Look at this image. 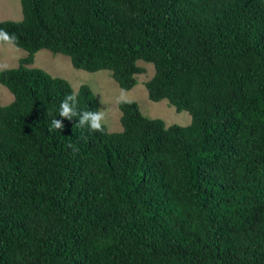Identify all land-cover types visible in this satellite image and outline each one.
<instances>
[{
  "label": "trees",
  "instance_id": "16d2710c",
  "mask_svg": "<svg viewBox=\"0 0 264 264\" xmlns=\"http://www.w3.org/2000/svg\"><path fill=\"white\" fill-rule=\"evenodd\" d=\"M20 4L0 21L27 52L0 71V264H264V0ZM41 50L126 91L151 64L148 99L190 124L120 101L121 132L81 126L96 96L29 67Z\"/></svg>",
  "mask_w": 264,
  "mask_h": 264
},
{
  "label": "rangeland",
  "instance_id": "374dc122",
  "mask_svg": "<svg viewBox=\"0 0 264 264\" xmlns=\"http://www.w3.org/2000/svg\"><path fill=\"white\" fill-rule=\"evenodd\" d=\"M22 19L20 0H0V21H20ZM27 56V52L10 44H0V71L19 66L20 60ZM145 73L137 75V84L130 90H122L111 77L108 71L89 73L75 69L68 57L49 51L41 50L34 55L33 64L29 67L41 69L52 77L62 78L69 82L72 89L77 92L81 85L90 87L96 96L99 109L104 112L102 121L108 132H121V112L118 108L120 101L135 102L142 115L148 119H159L166 127L178 125L188 126L191 118L187 112L177 113L166 100L152 102L148 99L145 82L154 73L153 66L138 62ZM13 101V95L0 85V105L6 106Z\"/></svg>",
  "mask_w": 264,
  "mask_h": 264
},
{
  "label": "clouds",
  "instance_id": "9594fccd",
  "mask_svg": "<svg viewBox=\"0 0 264 264\" xmlns=\"http://www.w3.org/2000/svg\"><path fill=\"white\" fill-rule=\"evenodd\" d=\"M14 37L10 36L7 32L0 30V42H6L12 44ZM74 101V96L66 97L65 101L61 104L60 116L64 118L71 119L72 116L77 115V112L74 110L73 106H70L68 101ZM105 119L104 112H83V115L79 119V125L83 126L88 124L91 130L102 131V121ZM52 126L56 129H62L63 125L60 120L54 119L52 121Z\"/></svg>",
  "mask_w": 264,
  "mask_h": 264
}]
</instances>
